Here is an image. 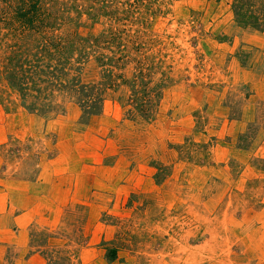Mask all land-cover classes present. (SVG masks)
<instances>
[{
    "label": "rangeland",
    "instance_id": "obj_1",
    "mask_svg": "<svg viewBox=\"0 0 264 264\" xmlns=\"http://www.w3.org/2000/svg\"><path fill=\"white\" fill-rule=\"evenodd\" d=\"M232 2L0 0V264H264V0Z\"/></svg>",
    "mask_w": 264,
    "mask_h": 264
},
{
    "label": "trees",
    "instance_id": "obj_2",
    "mask_svg": "<svg viewBox=\"0 0 264 264\" xmlns=\"http://www.w3.org/2000/svg\"><path fill=\"white\" fill-rule=\"evenodd\" d=\"M239 0H233V2H232V8H233V12H234V15L236 16V17H240V18H242V17H245L246 15L247 16H250V17H257V16H255L254 14H252L251 15V13H252V11H251V13L249 12V11H246V10H248L249 9V7L251 6V0H244V2H238ZM248 2H250L249 3V7L247 8V9H245L244 10V8H245V5L248 3ZM254 13V12H253ZM249 14V15H248ZM21 15L22 16H25V13L23 14V13H21ZM27 15V14H26ZM239 21H241V20H239ZM258 21H259V18L257 17V20H254L253 22H252V24L255 26V27H259L260 26V24L258 23ZM241 22H243L242 24H246V23H249L248 21H241ZM263 24H264V22H263ZM11 75H14V73L13 72H11ZM9 81H10V85H12V87H14V86H18V83H20V82H17V80H15L16 82H14L12 79H9ZM19 88H20V86H18Z\"/></svg>",
    "mask_w": 264,
    "mask_h": 264
},
{
    "label": "crops",
    "instance_id": "obj_3",
    "mask_svg": "<svg viewBox=\"0 0 264 264\" xmlns=\"http://www.w3.org/2000/svg\"><path fill=\"white\" fill-rule=\"evenodd\" d=\"M260 90H262V87L260 88ZM7 197H8V196H7ZM4 201H7V198H5ZM34 206H35V205H34ZM34 206H32V207H34ZM35 207H36V206H35ZM35 207H34V208H35ZM49 212H50V210H49ZM4 213H5V211L3 210L2 214H4ZM32 215L35 216L36 213L34 214V211H33V214H32ZM22 216H24L23 213H22L21 215H17V222L22 221V220H21V219H22V218H21ZM29 217H31V216H29ZM23 225H24V224H23ZM19 226L23 228V226H21V225H19ZM0 232H6V233H7V232H10V233H12V235H14V237H15L16 240H19V239H20L19 236H18L17 234H15L14 232H12L11 229H9V228H7V227H3L2 229H0ZM24 236H25V232H24V233H21V240H22V241L25 240ZM13 241H15V240H13ZM17 246H18V245H17ZM24 247H25V243L22 242V247H20V248L23 249V252H22V254L20 255V259L23 258V255L25 256V254H24V251H25ZM20 248H19V249H20ZM32 257H33V256H32ZM33 258H34V257H33ZM38 258H39V260H40V257H38Z\"/></svg>",
    "mask_w": 264,
    "mask_h": 264
}]
</instances>
